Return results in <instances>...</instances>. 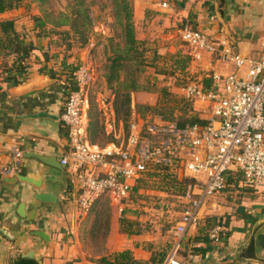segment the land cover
Wrapping results in <instances>:
<instances>
[{
    "label": "crops",
    "instance_id": "obj_1",
    "mask_svg": "<svg viewBox=\"0 0 264 264\" xmlns=\"http://www.w3.org/2000/svg\"><path fill=\"white\" fill-rule=\"evenodd\" d=\"M130 5L135 39L146 44L154 56L173 61L186 57L183 70L192 73L204 89L221 91L215 76L242 73V69L208 52L194 59L179 37L182 26L200 30L234 55L254 59L261 55L264 0H130ZM21 35L33 41L42 54L39 66L34 61L27 63L26 71L19 74V82L2 78L0 83L4 90L0 99V168L11 167L10 172L0 173V264H13L19 257L32 259L36 264H102L101 258L110 259L124 250L130 251L139 264H164L172 253L180 264H264V185L247 184L238 171L229 172L224 191L202 198L199 223L187 228L181 237L175 235V226L183 208L178 207V202L182 201L165 200L170 192L163 190L136 187L121 209L114 198L104 196L87 212L79 211L67 170L46 165L27 153L34 151L59 159L66 152V129L60 115L66 94L74 85L70 72L80 65L88 68L93 42L65 51L53 49L45 37ZM166 85L185 96V86ZM191 104L203 125L213 118L209 102L193 99ZM40 112L48 116H33ZM132 125L130 133L138 127L137 123ZM127 139L117 146L126 145ZM88 143L92 148L100 147L89 140ZM113 146L116 144L103 147ZM16 151L20 157L15 156ZM176 175L183 183V191L198 184L193 192L194 197H199L205 173L187 175L180 167ZM20 176L31 177L38 187ZM36 192L50 193L56 200H38ZM138 193L150 198L147 203L134 199ZM103 198L110 205L115 204L119 213L110 214L105 240L98 251H91V247L95 249L92 242L96 237L93 224ZM153 198L158 201L153 202ZM124 219L133 222L128 232L123 231ZM216 222L220 226L223 222L226 229L220 231V240L215 242L208 230ZM252 234L255 253L262 261L239 257Z\"/></svg>",
    "mask_w": 264,
    "mask_h": 264
},
{
    "label": "built area",
    "instance_id": "obj_2",
    "mask_svg": "<svg viewBox=\"0 0 264 264\" xmlns=\"http://www.w3.org/2000/svg\"><path fill=\"white\" fill-rule=\"evenodd\" d=\"M178 32L194 59L208 52L242 69V73L215 76L221 91L204 89L198 81L185 84V96L209 102L213 118L205 125L179 127L176 122L153 114L142 121L140 132L130 134L125 146L92 148L83 112L91 74L89 68L80 65L70 72L74 85L66 94L60 115L68 148L58 161L67 170L75 204L82 212L104 196L114 198L123 208L137 180L156 165L168 164L174 171L181 167L187 175L205 173L199 197H194L193 192L198 184L189 185L179 194L184 206L175 235L181 237L187 228L199 223L202 198L226 189L229 172L238 171L249 185H264V28L262 52L256 59L234 55L228 48H221L222 43L216 39L190 26L184 25ZM15 156L20 157L21 153L16 151ZM10 170L11 167L4 166L0 173ZM221 230L219 223L211 225L210 239L220 240ZM164 264L180 263L172 253Z\"/></svg>",
    "mask_w": 264,
    "mask_h": 264
},
{
    "label": "rangeland",
    "instance_id": "obj_3",
    "mask_svg": "<svg viewBox=\"0 0 264 264\" xmlns=\"http://www.w3.org/2000/svg\"><path fill=\"white\" fill-rule=\"evenodd\" d=\"M73 2L74 0H45L40 4L37 0H24L20 7L0 14V19L13 18L15 21V29L18 33L35 35V33L38 30L40 31V29L38 27L32 29V27L35 26V21L32 17H42V8L51 12V19L59 20V11H66L70 5L73 4ZM85 2L88 3L90 15L92 17L91 31L89 32V35L90 41L93 42V47L91 48V53L87 61L89 63L88 68L91 74V80L85 89L83 104V112L86 121V136L89 141L100 147L111 143H115L117 146L125 142L127 137L131 134L130 128L132 127V123H137L138 127L136 130H141L140 124L147 118V115L157 114L151 113L147 109H143L141 106L144 103H152L153 105L159 104L158 106L166 116L179 115V111H181L183 107L181 105H183V103H179L178 100L177 102H165L164 98H162L164 96H162L161 90H167L170 93L175 94L177 99H179L178 96L181 97L183 94L172 92L166 84L170 83L172 86L184 87L186 83L196 80L194 79L195 76H193L192 73H186L184 70L174 68L173 65L171 66V62H174V59H165V57L154 56L153 51H149L148 46L142 43L141 48L147 49L145 55L147 56V64L149 63V65L146 66L144 72L133 74V77H135L140 84V89L136 91H129L130 114L127 122L123 119H117L113 109L115 88L117 84L113 81L112 87H109L106 77L108 71L106 65L108 64L107 56L111 55V44L109 43V38H113L114 45L116 43H120V46L122 45L123 36L120 25L116 23L113 15L111 0H85ZM45 27V31L49 33L52 31L51 29L56 31V34L55 32H52V34L46 36L44 40L51 43L50 45L53 49H62L66 51L73 48H80L77 47L79 45L78 39L74 37H67L60 33L65 29L67 30L69 28L68 26L54 28L52 24L46 23ZM72 42H75L74 46H72L71 49H68V43ZM3 59L4 57L0 55V65ZM6 60L9 62L10 57H6ZM176 60L179 61V64L188 61L186 57L182 56H179ZM130 71L131 67L125 65L124 69L120 72V80H128V74ZM174 106L176 108L173 109L171 114L170 109ZM169 171L172 172L171 170ZM151 173H154V176H144V180L138 183V187L163 190L168 193L170 192V194L165 197V200H174L175 198H178L177 200L180 201V198L177 197V195L183 192V187H179L178 185V188L175 186L173 187V189L177 188L176 190H171V188L166 184L169 182L167 181V173H162L156 169H153ZM168 188L170 190H168ZM141 194L138 193L137 195H133L134 199L138 197L140 203H147L150 198H146V195ZM134 199L132 198V200ZM152 201H158V199L153 198ZM178 203V207L181 208L182 205L184 206L183 202ZM117 208L118 207H116L115 204L113 206L110 205L107 198H103L101 200V206L98 208V211L99 209L100 211L98 213V217H96L97 220L95 219L93 224L95 230L93 234H95L96 237L95 241L92 242V246L95 247V249L91 247V251H98L102 242L105 240L103 237L106 232V224L104 221L105 214H109L110 216V214L114 211L119 213Z\"/></svg>",
    "mask_w": 264,
    "mask_h": 264
},
{
    "label": "trees",
    "instance_id": "obj_4",
    "mask_svg": "<svg viewBox=\"0 0 264 264\" xmlns=\"http://www.w3.org/2000/svg\"><path fill=\"white\" fill-rule=\"evenodd\" d=\"M24 0H0V14L11 11L12 9L18 8L22 5ZM40 4L45 0H37ZM112 12L115 17L116 23L120 25L121 33L123 36L122 45L120 43H116L114 45L113 38H109L110 51L111 55L107 56L108 64L106 65L108 68L106 77L109 87H112L113 81L117 84L115 88V97L113 101V109L117 119H123L125 122L128 120V116L130 114V96L129 91H136L140 89V84L135 77H133L134 73H142L144 72L148 60L145 55L147 49L141 48L142 43H139L134 36V28L132 23V7L130 5L129 0H111ZM42 17L41 16H33L32 19L35 21V26L38 27V30L35 35L37 37H46L51 33L45 31V24L50 23L54 28L68 26L69 28L61 31L63 35L67 37H74L78 39V46L83 48L90 42L89 32L91 31L92 17L90 15L88 3L85 0H74L73 4L66 11H59L58 17L59 20L51 19V12L46 11L42 8ZM55 21V22H54ZM13 18H2L0 19V55L4 57L1 61L0 65V83L2 78L4 81L19 82L20 73L26 71L27 63L34 61L37 66L40 64L41 54L39 51V47L33 43L31 40H25L24 37L20 33L17 32L14 25ZM26 38V37H25ZM75 42L68 43V49H71L74 46ZM6 57H10V61L6 60ZM154 59V57H153ZM181 63V62H180ZM125 65L131 67V71L128 74V80H120V72L124 69ZM174 68H178L183 70L186 66V62L179 64V61L175 59L171 66ZM3 82V81H2ZM205 85H208V82H204ZM162 98H164L165 102L174 101V102H182L183 106L181 111H179L178 116H166L161 108L158 105H149V104H141L140 106L143 109H147L151 113L160 114L164 120L174 121L177 126L184 127L186 124H198L203 125L204 121L200 119L194 112L192 111L191 100L187 97L181 96L177 99V96L173 93H170L167 90H161ZM4 95L3 87L0 85V99ZM176 107H172L170 109V113L172 114L173 109ZM154 170H159L162 173L165 172L168 174V179L166 184L171 190H176L179 187H183L182 181L177 178L176 171H174L172 167L168 164L156 165ZM152 169V170H153ZM152 170L145 173L144 176H154V173H151ZM171 170L172 172H170ZM142 177L137 180L135 184V188L138 187V183L143 181L145 177ZM177 187L173 189V187ZM134 188V189H135ZM184 189V187H183ZM168 190H170L168 188ZM108 217V218H107ZM109 214H105V224L106 229L108 225ZM122 225L126 226L123 228V231L128 232L130 230L133 222L126 221L125 219L122 222ZM222 230H225V224L221 223ZM206 236L203 237V240H206ZM102 264H139L136 261L130 251L124 250L121 252L114 253L110 259L103 257L100 259ZM13 264H36L32 259L29 258H18ZM230 264H242V263H230Z\"/></svg>",
    "mask_w": 264,
    "mask_h": 264
},
{
    "label": "water",
    "instance_id": "obj_5",
    "mask_svg": "<svg viewBox=\"0 0 264 264\" xmlns=\"http://www.w3.org/2000/svg\"><path fill=\"white\" fill-rule=\"evenodd\" d=\"M222 3V1H221ZM221 10H219V15H221ZM34 117H42V116H48L47 113L45 112H40L38 114L33 115ZM27 156L30 157H34L37 160H39L40 162L46 164V165H50L53 167H61L58 159L54 156H45V155H41L38 152H34L31 151L29 153H27ZM21 180L23 181H29L34 183V185H36V187H38V183L35 182L31 177L28 176H20ZM36 198L38 200L41 201H55V197L54 195L50 194V193H43V192H36ZM39 235H43V233L41 231L36 232ZM44 237V236H43ZM254 235L252 234L248 241L245 243V245L241 248L240 252H239V257L242 260H246V261H262V259H260L259 257H257L256 253H255V246H254ZM201 264H206L205 262H202Z\"/></svg>",
    "mask_w": 264,
    "mask_h": 264
}]
</instances>
